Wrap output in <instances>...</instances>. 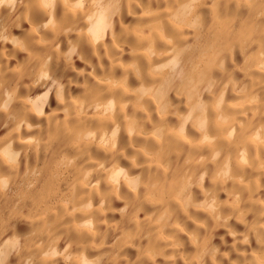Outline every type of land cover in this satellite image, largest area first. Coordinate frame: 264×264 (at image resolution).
<instances>
[{
    "label": "bare ground",
    "instance_id": "1",
    "mask_svg": "<svg viewBox=\"0 0 264 264\" xmlns=\"http://www.w3.org/2000/svg\"><path fill=\"white\" fill-rule=\"evenodd\" d=\"M0 264H264V0H0Z\"/></svg>",
    "mask_w": 264,
    "mask_h": 264
}]
</instances>
